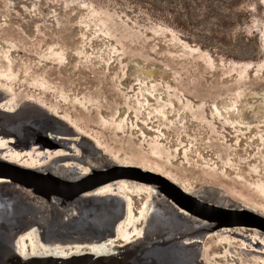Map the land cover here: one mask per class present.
I'll return each instance as SVG.
<instances>
[{
    "label": "rangeland",
    "instance_id": "1",
    "mask_svg": "<svg viewBox=\"0 0 264 264\" xmlns=\"http://www.w3.org/2000/svg\"><path fill=\"white\" fill-rule=\"evenodd\" d=\"M151 67L158 75L145 77L141 68ZM251 91L264 95V0H0V97H8L9 108L24 102L29 111L45 110L98 144L113 165L140 167L189 191L206 187L210 201L264 213V122L253 121L264 118L260 99L247 97ZM223 99L231 108L248 100L252 110L226 117L219 106ZM19 113L12 114L14 120ZM23 130L34 133L22 121L6 129L0 125V160L32 165L42 177L60 180L58 165L45 170L46 152H26L38 143ZM71 161L75 172L78 167L92 179L109 174L114 178L108 183L122 177L109 165L100 163L90 172L82 161ZM10 178L5 186L39 199L41 212L14 211L6 217L12 229L0 231V264H127L126 255L115 251L125 244L122 237L139 245L148 242L138 241L143 232L149 239L162 228L168 235L183 232L175 227L179 214L166 220L170 228L162 227L163 221L144 222L140 209L149 196L144 190L137 194L133 187L114 184L110 191L119 199L93 213V208L78 209L79 191L44 195ZM161 186L156 194L166 213L178 194ZM123 202L131 206L125 216ZM84 212L88 215L79 218ZM196 220L189 219L188 236L197 234ZM0 221L4 225L5 219ZM66 221L71 224L65 226ZM203 222L210 227L198 232L206 264H256L225 252L230 242L242 246L221 236L229 228L212 213ZM20 234L33 241L36 253L21 251ZM9 235H17L16 247L5 240ZM115 252L111 261H96L99 253Z\"/></svg>",
    "mask_w": 264,
    "mask_h": 264
},
{
    "label": "bare ground",
    "instance_id": "2",
    "mask_svg": "<svg viewBox=\"0 0 264 264\" xmlns=\"http://www.w3.org/2000/svg\"><path fill=\"white\" fill-rule=\"evenodd\" d=\"M141 70L143 71L142 74L146 75L145 77H153V76L158 75L157 69L155 67L141 68ZM165 75L167 74L166 73L162 74L161 75L162 77L160 76L161 79H164ZM247 97L260 99L261 105H260V110L258 112L261 111L263 114V118H264V95L256 93L255 91H251L249 92V95H247ZM8 101H9L8 97L6 96L0 97V104L3 103V106L1 105L2 108H0L1 127L6 129L7 127H10L13 124L19 123L21 121L23 122L24 126H30V129H32L34 133H31L29 131L31 134L30 135L28 131L27 133L25 132V130H23L22 134H24L25 138L26 137L32 138V135H35L36 143H38L37 145L38 147L34 149L33 152L31 151H26V152H30L32 156H34L36 150H39L40 152H46L47 153L46 159L49 158V161L45 162V165H46L45 170L52 169V171H55L53 169V166L58 165L59 167L57 171L55 172L57 173L58 176H62V177L60 180L52 179L51 177L50 178L42 177L41 175H39L40 172L42 171H39V170L37 171L36 169H34V167H32V165L27 164L26 166L27 168H25L24 166H20L14 163L7 164L0 160V218L2 217V219L3 218L5 219V221H3L4 225H0V231H4L3 229H7V230L12 229L9 227V224L6 222L7 221L6 217H9V215L14 211L15 212L22 211V214L24 215L29 214L30 216L32 214L41 212L39 199H37L36 197L30 198L28 197V195L24 194L23 192L21 193L19 191H12L5 186V183L11 182L8 179L10 177L12 178L13 181L16 180L18 182H22L24 185L34 186L37 192H40L44 195H48L50 191L54 194V196H59V197L67 196L68 197L74 194V192L79 191L78 194H76L75 198L76 199L81 198L83 200V203L77 204L78 209L83 208L82 206H84L88 210H91V208H93L92 209L93 213L95 212L96 209H99V210L102 209L105 202L107 204V202L109 201H116L115 199H119L117 195L113 194L114 190L110 191V187H112L114 184H119L120 186H129V187L135 188L134 193H137V194L143 192V190L149 193L148 198L143 201V205L140 209L142 218L144 222H146L147 225H149V223H152L154 221L155 222L158 221V223L163 221L165 226L163 225L162 227L168 226L170 228V225L168 224V222H166V220L171 221L170 219L171 215L173 216L174 214V217L176 218L177 214H179L181 215L180 217L181 221L177 222L175 227L183 230L182 233L176 232V233L168 235L167 233L164 234L165 229L163 230V228L161 227L162 231L161 232L157 231L158 235L153 234V238L151 237V239H149V236L147 235L146 232H143L141 235H138V241H143V240L147 241L146 239H148V242L147 243L142 242L143 244L140 243L139 245L136 243V241L135 242L130 241V238L128 236L122 237V242L125 244L122 246H119L115 251L118 252L120 255L121 254L126 255L124 261H126L127 264H206L204 261L203 238L201 237V235H199L200 233L198 234V232H201V231L204 232L210 228L205 225V222H203V220L206 219L210 213H212L213 218L216 217L217 220L225 224L226 228H229L227 229V232L226 233L224 232L225 234L221 236H228L229 238L233 239V241L236 244L242 246V247H239V249H237V247L233 245L232 242L228 243L227 244L228 248L225 249V252H227V254H229L230 256L238 257V258L251 259V261L256 262V264H261V262L264 261V257L255 256V255L264 256V213H259L256 210L250 209L248 207L240 208V210H237V206L235 205L221 204V203L213 201L214 199L210 201L211 194L205 192L207 190L206 187L197 188V189L189 191L183 188L179 183L173 180L170 181L166 177L160 176L151 171L144 170L140 167H137V166L135 167L132 165H125L121 163L119 165H113L111 164L109 158L107 159L104 156L105 155L103 152L104 150H102V148L99 149L98 144L94 145L92 143V140L88 136L81 134L79 132H73L71 126H67V124L66 125L61 124L59 122L60 120H57L58 118L46 116L47 113L44 114L45 110L43 111V113L42 111H35V110L29 111L27 107L23 106V104H25L24 102L23 104L20 103L14 107L9 108L7 105ZM34 105L36 104L34 103ZM37 106L40 109L42 107L41 105H37ZM219 106H220L222 113L225 114L226 117H231L232 119L233 117L238 116L240 111L243 108L245 110H248L249 112L252 110L251 107L249 106L248 100L245 101L244 104L240 108L239 107H236V108L228 107V101L225 99L221 101V104H219ZM19 111H20L19 113L20 115H19L18 120L17 119L14 120L13 119L14 117L12 114L17 113ZM253 121L264 122V119L263 120L255 119ZM36 129H38V132L35 131ZM45 132H48V135L45 134ZM20 133L19 131H17L16 136H18V138H20L19 137ZM21 145H24V144H21ZM77 150L80 152H77ZM73 159H77L79 161H82V163L86 164L87 168L85 170H89L90 172L92 170L93 171L98 170L97 166L100 163H102L103 166L105 167L107 165L112 166L111 169L116 170V171H113L114 174H116V177L118 176H122V177L115 178L113 179V181H110L108 183L107 181L109 180V178L110 179L114 178L112 175H109V174H105V175L101 174V175H98L97 178L92 179L91 177H89L91 176V175H88L89 173H86V172H83V174L79 173L78 167H75L77 172L74 171V167L72 166L74 164V161H71ZM12 160L17 161V159H12ZM62 160H68L69 162L62 161ZM56 161L58 162L56 163ZM7 166L9 169L6 168ZM37 166L38 164L35 165V167ZM51 173L53 174V172ZM23 175H25L26 177ZM30 179L33 181H36V183L31 181ZM151 179L158 181L159 183L157 184L164 186L166 189L175 190L177 192L178 196L176 197V200L174 201V203L172 202V206L171 207L169 206L168 208H166L170 212L167 210L166 213L165 212L163 213L160 210L162 207L164 209L165 206H162L163 202L161 203V199H159V195L156 194V191H160L162 189H160L159 185L150 183ZM44 184L46 186H51V188L55 192L52 189H47V187L44 186ZM197 197L198 199H196ZM24 198H26L27 200L26 202L23 200ZM122 200L124 199L122 198ZM210 204L212 205L208 206ZM213 204L215 206L218 205L219 208L214 207ZM130 208L131 206L129 203L123 202L122 206L120 207V211L121 209L122 211L126 210V213H120V214H124V216L127 215V210ZM183 208H185L186 210H183ZM226 208H229V209H226ZM217 209H222V210H217ZM23 210L25 211L23 212ZM208 210H210L211 212L207 213ZM214 211L216 213H214ZM87 215L84 212L78 215V217L81 218L82 216H87ZM191 218L192 219L196 218V219H199L200 221L198 220H196V222L192 221L193 223L198 224L195 228V231L197 234L193 236H188L187 226L189 223V219L191 220ZM83 221L86 223V222H89L90 220L81 219V222ZM120 221L121 220H119V222ZM78 223L76 225H78ZM63 224L67 226L71 224V221L63 222ZM151 225L157 226V223H155L154 225L153 224ZM214 226L215 225H211V228ZM34 227L35 226H33L32 228ZM89 230L91 231L90 228L86 229V231H89ZM92 231H93V227H92ZM247 231H249L250 233L253 232V235L255 237L250 238L249 235H245L246 233H243ZM1 233L4 235L5 232H1ZM107 235L109 234H106V236ZM20 238H21L20 241L21 240L24 241L23 244L21 245V247L23 246V249L21 251L27 252L30 250V248L33 251H35V253L36 251H38L33 241H30L27 235L22 234L21 236L20 234ZM88 238L86 239L88 240ZM5 240H7L8 243L14 245V247H16L19 244L18 243L19 239L17 240V235H16V238H14L13 236H10V239L6 238ZM83 244L85 245V243ZM147 244H149V246ZM248 247H250V249ZM0 248H2V245L0 246ZM7 249L9 248L6 247V250ZM116 252L113 255H110L111 253L110 254L109 253H105V254L99 253L100 257L97 256L96 261H99L100 259L104 260L105 258L111 261L116 256L115 255ZM99 254H95V255H99ZM128 254H132V256L130 255L128 257ZM10 255L14 256L15 254L11 252ZM260 260L262 261L260 262ZM91 262L92 260L90 261V263Z\"/></svg>",
    "mask_w": 264,
    "mask_h": 264
}]
</instances>
